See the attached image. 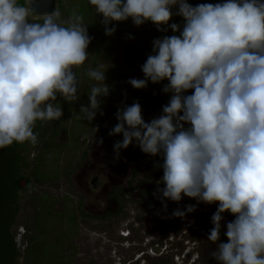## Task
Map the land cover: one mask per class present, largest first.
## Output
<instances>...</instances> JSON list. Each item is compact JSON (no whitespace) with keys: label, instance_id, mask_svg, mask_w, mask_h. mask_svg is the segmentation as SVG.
Segmentation results:
<instances>
[{"label":"clouds","instance_id":"9594fccd","mask_svg":"<svg viewBox=\"0 0 264 264\" xmlns=\"http://www.w3.org/2000/svg\"><path fill=\"white\" fill-rule=\"evenodd\" d=\"M101 14L105 35L131 18L136 26L153 22L167 31L175 13L184 18L179 35L153 41V53L141 66L143 79L128 83L141 89L165 79L164 93H172L162 115L145 122L138 102L115 114L118 123L109 135L121 134L113 150L116 158L135 140L143 153L162 154L165 198L179 202L184 196L197 202H219L211 217L207 239L219 240L223 213L235 218L227 223L228 242L211 253L218 264H264V0H223L193 6L187 0H88ZM30 11L18 0H0V149L14 142L37 143V120L53 121L63 110L57 97L78 100V79L73 71L87 59L93 37L75 10L66 21L60 13L43 23L29 22ZM59 21V22H58ZM66 25V26H65ZM169 27L175 32L179 25ZM134 38V37H129ZM88 76L105 82V72ZM192 89V94L184 93ZM109 87L94 85L80 118L91 122ZM182 113V114H180ZM188 124L189 127H185ZM103 144V140L98 141ZM195 211L174 210L184 217Z\"/></svg>","mask_w":264,"mask_h":264},{"label":"flooded vegetation","instance_id":"af4514ba","mask_svg":"<svg viewBox=\"0 0 264 264\" xmlns=\"http://www.w3.org/2000/svg\"><path fill=\"white\" fill-rule=\"evenodd\" d=\"M173 23L179 25V30L174 32L170 28V36L172 33L179 35L184 26V18ZM144 63L145 61L141 60L139 65ZM135 68L136 65L116 86H113L111 93L114 94L117 91V96L111 107L118 111V109L138 102L141 105L143 119L145 122H150L153 118L162 115V108L168 104L172 93L164 95L157 91L156 94H153L151 81L144 88H134L128 83L130 79L128 75ZM137 71L142 72V70ZM134 78L143 79L144 75H137ZM159 90L163 92V88ZM52 103L55 107L61 106L62 110L65 107L63 105L66 104L64 102L58 105L55 101ZM113 117L114 123L117 124L118 120L115 114ZM37 121L38 123L33 127L34 134L47 132L44 122ZM55 121L57 125L52 124V129L46 138V144L48 143V147H52V150L43 151L42 144L37 149L35 158L42 157L51 151L57 153L58 150L66 147L67 142H59L62 136L68 139L67 144L75 145L74 129L76 126L73 125L72 120H67L70 125L68 129L65 126L60 128L58 125L60 119ZM93 126L97 128L95 123ZM93 126H90L89 129ZM102 127L93 131L89 130V133H92L90 135L80 134L79 144L82 147L78 157L70 163L68 170L71 185L69 194L62 196L57 201L54 198L41 197L37 200L36 209L32 212L30 220L21 225L17 224L19 213L17 198H10L1 202L2 204L0 203V264H27L32 238L42 230L44 207L52 212L55 220L52 222L59 221L61 217L64 218L63 214L67 212L68 218L73 223H77L78 227L83 222L99 224L98 226L101 227L103 223L109 221L108 219L117 218L118 225L115 229L117 249L126 248L131 255L124 260L123 256L113 250V253L117 254L116 258L114 257L112 262L104 264H150L153 259L170 260L172 264H218L211 253L217 249V245L221 241L225 240L222 225L219 240L211 242L207 239L213 228L211 217L205 214L201 207L194 204L192 198L183 194L179 202L165 198L166 210L161 199L158 198L161 194L156 191L157 188L164 187L163 182L157 183L163 176V169L160 167L163 163L162 154L152 156L143 153L133 140L128 148L120 150L119 157L116 158L113 150L116 140H110L107 136V128ZM101 139L103 140L102 145L98 143ZM52 142L57 143V146ZM26 143L14 142L0 151V159L18 160L11 174L13 173L17 179H20L19 182L26 181L25 188H21L19 183L18 191H25L30 185L28 179L18 176L20 162L26 156L24 148ZM134 147L138 150H135ZM188 205H195V211L186 213L182 218L172 215L174 210L184 211ZM57 207H60V210H55ZM77 231L75 233L73 227L68 233L70 239L68 251L71 254L68 260L82 257L76 237ZM193 231H195L194 240L191 235ZM101 238L103 239L102 235ZM193 245L196 249L198 248V251L189 258V249H192ZM205 246L209 252L204 256ZM85 255L87 260H83L79 264H96L91 262V250H89V254ZM97 255L94 254L95 258H99V255L102 254ZM19 260L22 262L18 263Z\"/></svg>","mask_w":264,"mask_h":264},{"label":"rangeland","instance_id":"374dc122","mask_svg":"<svg viewBox=\"0 0 264 264\" xmlns=\"http://www.w3.org/2000/svg\"><path fill=\"white\" fill-rule=\"evenodd\" d=\"M187 2L193 6H196L202 3H222L223 0H187ZM87 3L88 0H56V11H58V6L63 4L65 7H68L69 9L73 8L72 11L75 10L78 14L82 15L84 21V16L88 11L92 10V13L94 15L97 14L95 12L94 6L90 5L89 3V5H87ZM177 11L178 7L176 8V6H173L172 12L176 13ZM45 17L46 16L33 17L30 15L29 22L43 23L42 20H44ZM64 20V18H60V21ZM172 23L173 21L170 18L168 25L161 26L163 28H166L167 31L158 30L157 26L151 21H147L140 26H136L134 25V23H132L130 32L122 33L119 36H108L103 35L102 33L100 34L99 30H97L96 28L92 30L90 25L83 22V26L87 27L88 34L89 36L93 37V39L91 40V43L89 44L87 49V59L82 65L73 67V71L75 72L78 79V100L72 103H67L63 101V99L59 96L57 97V100H55L58 105H60L59 103H66L65 105H63L65 106V111L63 110V116L60 118L58 125L60 126V128L65 126V128L67 127L68 129L70 128V125L69 121L67 120H72L73 125L76 126V128L74 129V135L76 136L75 145L73 144L70 146L71 143L67 144L68 139L62 136L59 142H67L65 145L66 147L61 148L60 150L56 148V150H58L57 153L51 151V153H45L44 155H42V157L35 158V153L42 144L43 151L52 150V147H48V143L46 144V138L49 134V131L52 129V124L57 125L55 123V120L43 121L44 125L46 126L47 132L38 134L37 143L35 145L29 142L24 145V148L26 149V156L20 162L18 176L28 179L30 185L29 188L25 191H17L16 198L19 204L17 224L21 225L30 220L29 218L32 212L36 209L37 200L41 197L51 199L54 198L57 201L61 199L62 196L69 194L71 185L68 170L71 165L70 163H72L76 159V157H78L80 149L82 147V145L79 144L80 134L83 135L85 133L90 135L92 133H89V130L93 131L103 126L102 128H107V136L110 140L119 141L123 139L122 133L111 136L109 135V131L116 125V123H114L113 116L117 112L114 108L111 107V104L115 102V97L117 96V91L114 94L111 93L112 88H114L113 86H116L117 83L126 75V73H128L131 68L133 69L135 65L136 70H141L142 65L140 66L139 64L142 59L139 54H142L146 58H148L149 55L154 54L152 51L153 41L157 38L170 36L169 25ZM130 36L134 38L130 39ZM90 69L104 71L105 82H97L92 80L87 74ZM167 83V79L159 83H152V93L156 94V92L158 91L157 93H162L165 95L166 93L160 92L159 89L163 88ZM103 84H106L109 87L108 96L101 98L100 110L103 111V115H100L98 111L97 115L91 122L80 118V106L82 104H88V95L90 94L91 88L94 85L103 86ZM193 91L194 90L189 89L184 94L190 95ZM37 123L38 121L35 122V125ZM84 123L86 124L84 125ZM94 123L97 128L93 126ZM90 126L93 127L89 129ZM185 127H189V125L185 124ZM52 143L53 145L57 146V143ZM134 149L138 150V148L135 147ZM192 201L194 204H197L198 207H201L203 209V212L207 215H210V217H212V215L216 212L219 203H198L195 198H192ZM55 210H60V207H57ZM46 212L47 211H45L44 208V211H42L43 220ZM222 215L223 219L220 223L223 228V236H225V240L221 242L226 243L228 242V238L225 235L227 231L226 226L228 222L232 221L235 218V216L228 211H226ZM108 220L109 221L103 223L101 227L98 226L99 224H92L91 222L80 223V227H78L76 237L80 246V255H82V257L77 259L75 258L74 260L71 258L74 262L72 260H69L67 264H79V262L87 260L85 254H89V250H91V262L96 264L112 262V260H114L117 255L116 252L113 253V250H116L118 255L123 256L124 260L131 255L130 251L126 248L117 249V237L115 230L116 226L118 225L117 218ZM50 230L51 234H54V236L56 237L62 231H70V229H68L64 223L61 224L60 221L54 222L50 227ZM193 232L191 234L193 237L192 240H194L195 238V231ZM101 235L103 239L101 238ZM56 242H58L57 239H54L53 242L43 241L44 244L42 243L40 247L46 254H49L50 252L46 251H49L51 250V248L55 247ZM69 245L70 239H68V244L63 245L62 247L63 251H65L66 256H71L70 251L67 250L69 248ZM196 251H198V248L196 249L193 245L192 249H189V258L194 256ZM208 252V248L205 246L203 249L204 256ZM40 253L43 252L40 251ZM94 254L95 256H98L97 254L102 255H99V258H95ZM21 262L22 260H19L18 263ZM23 262H25V260H23ZM150 264H172V262L165 259H153L150 261Z\"/></svg>","mask_w":264,"mask_h":264},{"label":"trees","instance_id":"16d2710c","mask_svg":"<svg viewBox=\"0 0 264 264\" xmlns=\"http://www.w3.org/2000/svg\"><path fill=\"white\" fill-rule=\"evenodd\" d=\"M18 3L21 6L27 8L26 0H18ZM72 10L73 8L69 9L68 7H65L63 4L58 6V12L60 13V18H64L65 20H67L69 16L72 14L73 12ZM86 15H90V16L93 15L97 21L96 25H99L98 23L100 22V20L102 22L103 19L102 15L101 14L94 15L92 13V10L88 11ZM180 18L182 17L176 15L175 12H173V15L171 16L173 22L179 20ZM139 55L142 61L147 60V58L142 54ZM17 162H18L17 159H10V160L0 159V203L10 198L11 199L16 198L20 179H17L15 175H13V173L11 174V172L16 167ZM45 211L47 212L44 216L42 230L40 232L38 231L37 235H35L32 238L30 252L27 258V264H67L70 255L66 256L65 251H63L62 247L63 245L68 244L69 232L62 231L57 237L54 236V234H51L50 227L52 223L55 221L54 216L52 215V212L48 208H45ZM66 211H67V206H66ZM63 215L65 216L64 218L62 217L59 218L61 224L64 223L68 229L74 227L76 233L78 229L77 223H73V221H71V219L68 218L67 212L64 213ZM52 220L54 221L52 222ZM54 239H57L58 242H56L55 247L51 248V250L49 251H46V252H50L49 254H46L41 249L40 246L42 245L43 241L53 242ZM40 251H42L43 253H40Z\"/></svg>","mask_w":264,"mask_h":264},{"label":"water","instance_id":"95a60500","mask_svg":"<svg viewBox=\"0 0 264 264\" xmlns=\"http://www.w3.org/2000/svg\"><path fill=\"white\" fill-rule=\"evenodd\" d=\"M27 8L30 11V15L33 17H44L52 14L57 10L56 0H26ZM173 35V33H172ZM137 75H143V72H138L136 69L132 71L128 77L134 78ZM1 151V149H0ZM20 187H26V181L22 180L20 182Z\"/></svg>","mask_w":264,"mask_h":264},{"label":"crops","instance_id":"0c3cea01","mask_svg":"<svg viewBox=\"0 0 264 264\" xmlns=\"http://www.w3.org/2000/svg\"><path fill=\"white\" fill-rule=\"evenodd\" d=\"M87 5H89V4L87 3ZM177 7L178 6H176V8ZM90 9H91V7H90ZM83 22L88 24V25L90 24L92 30L96 28L97 30H99L100 34L102 33L103 35H105V26L103 25L101 20L98 23L99 25H96L97 21H96V19H95V17L93 15H91V16L90 15H85ZM132 23L133 22H132L131 18H129L128 20L121 21V22H118V23L114 21L111 24H109L108 27L115 26L116 31L114 32L113 35L119 36L122 33L130 32V28H131Z\"/></svg>","mask_w":264,"mask_h":264}]
</instances>
